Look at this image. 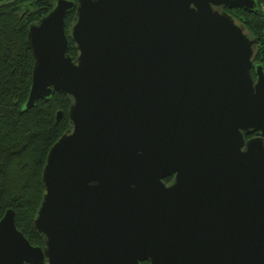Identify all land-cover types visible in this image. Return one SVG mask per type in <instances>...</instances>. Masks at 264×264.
<instances>
[{
    "label": "water",
    "instance_id": "water-1",
    "mask_svg": "<svg viewBox=\"0 0 264 264\" xmlns=\"http://www.w3.org/2000/svg\"><path fill=\"white\" fill-rule=\"evenodd\" d=\"M225 8L258 6L54 0L27 26L22 109L58 92L67 127L40 173L41 246L6 209L0 264H264V72Z\"/></svg>",
    "mask_w": 264,
    "mask_h": 264
},
{
    "label": "trees",
    "instance_id": "trees-1",
    "mask_svg": "<svg viewBox=\"0 0 264 264\" xmlns=\"http://www.w3.org/2000/svg\"><path fill=\"white\" fill-rule=\"evenodd\" d=\"M53 1L0 0V218L10 209L15 228L33 246H41L31 223L41 200L40 173L47 150L66 130L69 99L53 92L31 109H22L34 62L25 37L27 26L47 13ZM256 2V12L224 11L257 41L253 62L264 72V0ZM73 15L72 11L65 17V33ZM68 54L75 57L71 42Z\"/></svg>",
    "mask_w": 264,
    "mask_h": 264
},
{
    "label": "flooded vegetation",
    "instance_id": "flooded-vegetation-1",
    "mask_svg": "<svg viewBox=\"0 0 264 264\" xmlns=\"http://www.w3.org/2000/svg\"><path fill=\"white\" fill-rule=\"evenodd\" d=\"M225 9H226V8H225ZM256 135H257L256 133H253V134H251V135H249V136H245L244 138H245V139H248V138H252L253 136H256ZM173 176H174V174H171V175L165 176V177H163V179L160 180V182L167 186V185H169V184L172 183ZM138 264H148V262H147L146 260H144V261H140V260H139V261H138Z\"/></svg>",
    "mask_w": 264,
    "mask_h": 264
},
{
    "label": "rangeland",
    "instance_id": "rangeland-1",
    "mask_svg": "<svg viewBox=\"0 0 264 264\" xmlns=\"http://www.w3.org/2000/svg\"><path fill=\"white\" fill-rule=\"evenodd\" d=\"M25 5H28L27 3H25ZM28 8L30 9V10H32L33 9V7L32 6H30V5H28Z\"/></svg>",
    "mask_w": 264,
    "mask_h": 264
}]
</instances>
